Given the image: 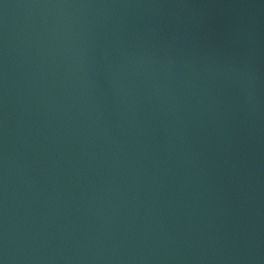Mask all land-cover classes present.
Wrapping results in <instances>:
<instances>
[{"label":"water","instance_id":"obj_1","mask_svg":"<svg viewBox=\"0 0 264 264\" xmlns=\"http://www.w3.org/2000/svg\"><path fill=\"white\" fill-rule=\"evenodd\" d=\"M0 264H264V0H0Z\"/></svg>","mask_w":264,"mask_h":264}]
</instances>
